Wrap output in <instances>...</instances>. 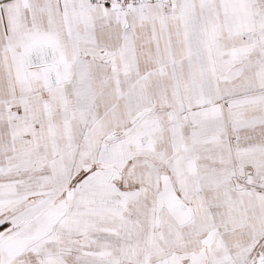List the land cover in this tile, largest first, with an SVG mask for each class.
<instances>
[{
	"label": "snow or ice",
	"instance_id": "6c2138e0",
	"mask_svg": "<svg viewBox=\"0 0 264 264\" xmlns=\"http://www.w3.org/2000/svg\"><path fill=\"white\" fill-rule=\"evenodd\" d=\"M0 264H264V0H0Z\"/></svg>",
	"mask_w": 264,
	"mask_h": 264
}]
</instances>
